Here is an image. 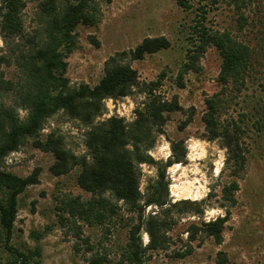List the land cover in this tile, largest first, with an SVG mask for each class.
<instances>
[{"label":"rangeland","instance_id":"374dc122","mask_svg":"<svg viewBox=\"0 0 264 264\" xmlns=\"http://www.w3.org/2000/svg\"><path fill=\"white\" fill-rule=\"evenodd\" d=\"M69 1L72 0H58L59 6ZM2 2L0 0V6ZM192 5V9L185 10L173 0H93L91 6L96 7L99 22L94 27L81 25L77 29L78 48L66 60L67 77L72 88L83 84L94 87L103 78L105 63L111 56L134 50L145 38L167 37L172 43L169 49L132 62L141 86L129 97L107 100L106 112L97 119L99 122L117 116L133 122L137 110H144L152 98L144 90L152 82L160 84L154 92L156 96L169 101L177 98L182 108L170 115L163 133L148 152L157 163L140 165V191L146 198L151 195L152 187L161 180L159 172L174 158L173 145L179 144L177 152L187 153L184 163L169 166L163 182H169L172 203L205 200V213L184 215L173 211L166 233L167 247L149 251L144 264H218L220 253L226 254V264H264V24L261 23L264 22V6L258 9L259 5L255 4L238 10L232 0H221L217 5H209L204 14L199 7L207 5L206 1L192 0ZM241 15L248 19L244 29L238 24ZM23 21L26 38L38 36L44 22L38 2H28ZM201 21L213 31L230 32L254 53L247 85L233 100L230 94L222 97L229 100L219 118L222 125L232 120L239 122L244 132L242 145L247 163L238 177L226 164L227 150L221 140L209 141L203 122L207 98L223 90L218 81L223 61L219 51L209 48L200 59V71L184 75L185 87L178 82L188 50L193 48L194 27ZM3 48L5 44L0 34V52ZM4 71L8 80L21 81L22 74L16 67H4ZM17 97V94L9 95L5 102L15 104ZM193 111L192 122L182 129ZM18 113L21 118L27 115L22 109ZM53 130L66 136L68 148L77 155L88 153L87 129L80 122L60 112L46 122L41 139ZM53 163L54 156L35 148L32 139L6 158L4 170L21 178L31 175L35 168L41 169L40 184L30 186L20 197L12 246L32 254L24 264H89L95 254H105V264H120L131 228L139 222L138 216L119 202L117 213L103 225L87 224L84 220L76 225L74 221L63 224L59 210L63 198L88 202L94 196L78 185L80 168L56 177L50 172ZM233 181L239 184V189L235 192L236 204L229 206L223 198V188ZM106 196L115 204L111 195ZM228 209L231 214L221 244L203 233L190 240L187 230L191 223L225 217ZM154 210L156 207L151 206L146 213ZM77 226L83 230L81 239L75 236ZM142 239L144 246L149 243L144 231ZM15 262L16 257L7 250L0 236V264Z\"/></svg>","mask_w":264,"mask_h":264},{"label":"trees","instance_id":"16d2710c","mask_svg":"<svg viewBox=\"0 0 264 264\" xmlns=\"http://www.w3.org/2000/svg\"><path fill=\"white\" fill-rule=\"evenodd\" d=\"M32 1L38 2L44 22L41 32H37L38 36L26 38L23 12L28 2ZM173 1L185 10L193 7L192 0ZM201 1H206L207 5H201L199 11L206 14L209 5H217L221 0ZM92 2L72 0L60 7L58 0H3L0 6V34L5 44L0 52V236L5 240L7 250L16 257L15 264H24L32 256L11 243L20 197L30 186L40 184L41 169L35 168L31 175L21 178L4 168L6 158L19 151L28 139L33 140L35 148L54 156V163L50 167L54 176H66L80 168L78 185L94 196L88 202L80 198H63L59 206L63 224L74 221L76 225L79 220H84L87 224L103 225L117 213L119 202L128 207L130 212L136 213L139 222L131 228L120 264H144L149 251L165 249L166 233L173 211L184 215L205 213V200H180L172 203L169 182H163L169 166L184 163L187 153L184 150L182 154L177 152L179 144L173 145L174 158L159 172L161 180L152 187L151 195L146 198L140 191V165L157 163L148 152L154 148L158 135L163 133L170 115L182 110L177 98L169 101L156 96L154 92L160 84L152 82L144 89L152 98L144 110H137V118L133 122L117 116L97 122L106 112L107 100L129 97L135 88L141 86L138 71L132 62L169 49L172 43L167 37L145 38L134 50L111 56L105 63L104 76L96 86L83 84L78 88L71 87L66 60L78 48L77 29L81 25L94 27L99 22L96 7L91 6ZM232 2L238 10L255 4L259 5L258 9L264 6V0ZM238 24L244 29L248 19L241 15ZM194 31L193 48L188 50L178 82L181 87H185L184 75L200 71V59L209 48L215 47L219 51L223 61L218 81L223 90L207 98L203 122L209 141L221 140L227 150L226 164L233 175L238 177L247 163L242 145L244 132L239 122L232 120L228 125H222L219 118L225 102L229 100L224 99L225 96L230 94L233 100L247 85L254 53L250 46L234 38L230 32L213 31L206 28L202 21L197 23ZM93 41L99 46L97 41ZM4 67H16L22 74L21 81L8 80ZM12 94H17V100L15 104L8 105L5 100ZM19 109L26 111L25 118H21ZM60 112L86 127L87 154L79 156L68 148L66 136L57 130L51 131L44 140L41 139L46 122ZM194 113L183 123L182 129L192 122ZM238 189L236 181L223 188V198L229 206L236 204L235 192ZM106 195H111L115 204ZM151 206L157 210L147 214V208ZM230 214L228 209L225 217L200 224L191 223L187 230L190 240L193 241L199 233H203L221 244ZM94 217L96 219H92ZM75 230V236L81 239V226ZM143 231L149 236V243L145 246ZM36 253L40 255L39 251ZM106 260L105 254H95L89 259V264H105ZM226 263V254L220 253L218 264Z\"/></svg>","mask_w":264,"mask_h":264}]
</instances>
